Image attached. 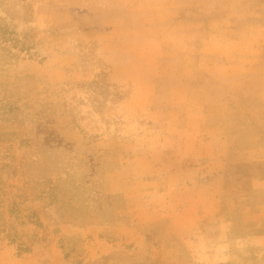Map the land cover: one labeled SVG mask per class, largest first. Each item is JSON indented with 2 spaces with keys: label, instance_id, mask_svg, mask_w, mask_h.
Listing matches in <instances>:
<instances>
[{
  "label": "rangeland",
  "instance_id": "rangeland-1",
  "mask_svg": "<svg viewBox=\"0 0 264 264\" xmlns=\"http://www.w3.org/2000/svg\"><path fill=\"white\" fill-rule=\"evenodd\" d=\"M238 139L264 142V0H0V264H101L96 236L172 208L264 209L218 195Z\"/></svg>",
  "mask_w": 264,
  "mask_h": 264
},
{
  "label": "crops",
  "instance_id": "crops-1",
  "mask_svg": "<svg viewBox=\"0 0 264 264\" xmlns=\"http://www.w3.org/2000/svg\"><path fill=\"white\" fill-rule=\"evenodd\" d=\"M254 142L238 139L231 143L228 149L230 158L225 160L222 188L218 193L221 198L264 200V154L260 155L264 152V142L259 143L255 140ZM184 144L183 142L182 149L185 150ZM241 151H254L259 156L254 159H242L239 156ZM181 165L189 167V164L181 163ZM184 180L182 178L180 182ZM244 185L249 188L248 191L243 190ZM188 189L182 186V198L188 197ZM160 211L156 210V212ZM177 211L183 222L186 220L194 222L193 226L187 227L184 235H178L172 224L173 217L179 215ZM246 214L252 216L248 221L242 219ZM164 218L166 219L164 223L140 224L118 229L114 243L118 246L125 242L133 243V256L128 259L132 264H264V209L243 207V209H213L211 213H203L199 210L197 213L189 214L184 208L178 210L175 207L170 213L166 212ZM255 239L263 241L259 242ZM97 241V236L91 241L90 258L101 255L102 252L109 250L108 246H110L107 252L110 256L102 257L101 264H119L122 256H115L114 253L123 254L125 250L118 246L113 247L114 244L109 243L106 238L98 245ZM206 243L208 246L205 245ZM175 246L181 247L182 252L178 255L177 251L170 250V257L160 261L151 251L159 247ZM98 250H101L100 254ZM126 261L123 259L120 264H125Z\"/></svg>",
  "mask_w": 264,
  "mask_h": 264
}]
</instances>
